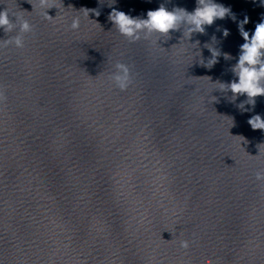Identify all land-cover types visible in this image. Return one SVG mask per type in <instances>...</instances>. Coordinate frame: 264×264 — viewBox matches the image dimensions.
<instances>
[{
  "label": "clouds",
  "instance_id": "obj_1",
  "mask_svg": "<svg viewBox=\"0 0 264 264\" xmlns=\"http://www.w3.org/2000/svg\"><path fill=\"white\" fill-rule=\"evenodd\" d=\"M39 4L41 7H45V18L51 19L52 17L48 15L47 10L55 5L50 4V0H39ZM84 12L87 16L89 15V10L84 9ZM229 13V8L215 3L214 0H197V7L191 13L182 8L168 11L164 6H161L155 11H148L147 19H140L133 18L123 11H118L114 8L109 14L108 19L114 24L115 29L121 35L128 38L129 42L134 43L141 38L147 39L153 33L167 36L170 30L179 29L182 24L186 25L187 38H190L192 33H203L205 25H211L214 20L217 18L223 19ZM96 15H99V12H96ZM15 18V22H12L7 9L0 11V28H3L5 33L13 31L17 33L7 40H0V47L14 45L17 48H23L24 34L33 30V26L28 20L17 16ZM247 22L248 18L245 17L238 25L241 35L245 40V43L240 46L238 62L232 68L233 73L238 77V82L233 81L230 84L220 83L221 87L219 88L222 91L230 90L233 94V99L238 94H246L248 99L241 102L238 106L243 111L248 110L245 108V103L255 105L254 98L264 96V22L256 25L251 38H249V33L244 31L243 26ZM79 26L80 19L76 17L73 19L70 27L73 30H77ZM183 35H185V31ZM223 35L225 37L229 35L227 29L224 30ZM209 50L212 56L205 66L211 68L217 63L216 58L220 55V52L211 47ZM110 79L114 86L121 91H126L133 83L130 67L120 62L115 64V71L111 74ZM214 99L215 97H213ZM4 100H6V96L0 90V103ZM248 124L253 130H264V119L260 115L252 116L248 120ZM255 178L257 181L264 182V169L257 170ZM189 246V242L186 240L180 242V247L183 249H188Z\"/></svg>",
  "mask_w": 264,
  "mask_h": 264
},
{
  "label": "water",
  "instance_id": "obj_2",
  "mask_svg": "<svg viewBox=\"0 0 264 264\" xmlns=\"http://www.w3.org/2000/svg\"><path fill=\"white\" fill-rule=\"evenodd\" d=\"M29 2L28 0H0V11L7 9L12 22H15V16L26 19L33 0H29ZM16 34V31L5 33L3 28H0V40H7ZM15 49L16 47L14 45L0 47V90L3 89Z\"/></svg>",
  "mask_w": 264,
  "mask_h": 264
}]
</instances>
